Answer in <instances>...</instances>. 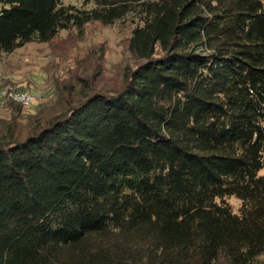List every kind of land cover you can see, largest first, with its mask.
<instances>
[{
	"label": "trees",
	"instance_id": "trees-1",
	"mask_svg": "<svg viewBox=\"0 0 264 264\" xmlns=\"http://www.w3.org/2000/svg\"><path fill=\"white\" fill-rule=\"evenodd\" d=\"M127 22L119 87L0 107V264H264V0H0V53Z\"/></svg>",
	"mask_w": 264,
	"mask_h": 264
},
{
	"label": "rangeland",
	"instance_id": "rangeland-1",
	"mask_svg": "<svg viewBox=\"0 0 264 264\" xmlns=\"http://www.w3.org/2000/svg\"><path fill=\"white\" fill-rule=\"evenodd\" d=\"M62 1L65 4L80 6L84 0ZM133 28L130 22L118 23L114 26L92 23L87 26L82 38L77 32H63L52 43L35 42L12 53H0V95L9 85L29 91L38 101L33 107H23V109L27 114L35 113L40 103H47L52 98L53 79L62 78L67 74V69H71L70 67H73L74 79L76 59L83 58L88 52L95 59V64L99 63L102 67V75L96 79L97 87H119L122 83V70L133 62L127 48ZM101 46L104 48V57L101 61H96L101 53L95 50ZM89 74L92 75V71ZM7 101L0 97V107L4 108ZM260 174L264 176V168ZM229 201L238 212L240 200L231 197ZM261 258L264 260V255Z\"/></svg>",
	"mask_w": 264,
	"mask_h": 264
},
{
	"label": "built area",
	"instance_id": "built-area-1",
	"mask_svg": "<svg viewBox=\"0 0 264 264\" xmlns=\"http://www.w3.org/2000/svg\"><path fill=\"white\" fill-rule=\"evenodd\" d=\"M0 97L3 100H12L20 103L25 108L33 107L34 103L38 101L37 97L29 91L16 89L10 85L3 89Z\"/></svg>",
	"mask_w": 264,
	"mask_h": 264
}]
</instances>
